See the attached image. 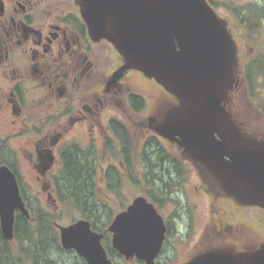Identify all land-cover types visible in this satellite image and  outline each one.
Listing matches in <instances>:
<instances>
[{
    "label": "flooded vegetation",
    "instance_id": "flooded-vegetation-1",
    "mask_svg": "<svg viewBox=\"0 0 264 264\" xmlns=\"http://www.w3.org/2000/svg\"><path fill=\"white\" fill-rule=\"evenodd\" d=\"M112 24L84 0H0V166L15 173L30 213L16 216L35 222L47 212L26 200L29 191L52 211L67 202L100 215L97 196L133 180L141 167L146 198L158 212L175 206L172 215L161 214L167 230L155 264H174L191 253L177 258L172 238L177 233L186 240L194 227L185 200L192 180L203 184L194 191L209 218L195 252L180 264L208 255L252 264L253 255L264 254V184L257 173L264 171V70L256 72L264 54L244 59L228 29L232 57L228 74L209 85L220 98L212 113L205 97L179 95L155 70L128 66L130 57L108 32ZM184 132L216 139L220 160L185 143ZM21 160L31 182L19 169ZM69 164L88 167L91 200L85 204L68 185ZM226 201L235 214L224 210ZM249 208L257 209L255 219H247ZM53 225L59 230L58 222ZM108 229L110 238L101 233L103 246L118 264L125 257L113 248ZM4 240L0 230V245Z\"/></svg>",
    "mask_w": 264,
    "mask_h": 264
},
{
    "label": "water",
    "instance_id": "water-1",
    "mask_svg": "<svg viewBox=\"0 0 264 264\" xmlns=\"http://www.w3.org/2000/svg\"><path fill=\"white\" fill-rule=\"evenodd\" d=\"M84 1L98 6L113 19L107 29L114 42L130 57L128 66L155 70L179 95L190 99L205 97L212 113L220 108V98L209 85L228 74L232 44L225 23L207 0ZM181 137L185 143L220 160L221 147L215 144L216 139L187 132ZM257 173L264 184V171ZM17 212L30 216L15 173L7 165H1L0 230L1 237L7 241L14 239ZM58 228L63 249L74 250L87 264H113L103 246V234L95 231L89 220L81 219L68 226L58 225ZM166 230L164 218L143 196L119 213L108 229L114 249L127 260L136 258L146 264H155ZM252 257V264H264V254ZM194 264L232 263L208 255Z\"/></svg>",
    "mask_w": 264,
    "mask_h": 264
},
{
    "label": "rangeland",
    "instance_id": "rangeland-1",
    "mask_svg": "<svg viewBox=\"0 0 264 264\" xmlns=\"http://www.w3.org/2000/svg\"><path fill=\"white\" fill-rule=\"evenodd\" d=\"M210 5L214 8L217 14L225 20L228 25L229 31L234 35V38L239 45L244 59H247V55L250 54L255 56L259 53L264 54V0H208ZM264 70V64L256 68V72ZM138 75V74H137ZM139 77H142L139 75ZM143 78V77H142ZM142 83L147 84L144 80ZM4 157H0V163L3 162ZM19 169L22 170V174L27 180L31 182L30 174L28 173V166L24 160L20 161ZM140 166V165H139ZM138 167V166H137ZM136 167V168H137ZM137 174L133 180H122L117 189H113L111 185V190L105 192L104 195H98L97 202L100 208V221L105 222L110 219L111 221L115 216L126 209L132 202L139 196L146 197V179L144 175H139L138 172H142V168H137ZM25 173V174H24ZM145 179V181H144ZM190 183L185 200L187 205L193 209L194 227L190 231V236L186 240L182 238L181 234L175 233L172 238V246L174 247L177 258L180 252L190 251V255L195 252V243L198 236L201 235L202 230L205 229V221H208L209 211L203 197L197 195L194 191V186L202 187L203 184L198 183L196 180ZM25 198L28 202L38 201L37 204L42 206L48 214L58 222L59 225L68 226L73 222L81 219H87L86 215L83 213L82 208L73 206L71 203H65L66 206L62 207L58 212L50 210V208L45 206V202L42 199H35L36 196L33 192H27ZM158 195V193H156ZM72 199H69L71 201ZM224 210L228 212L236 213V208L233 207L228 201L224 202ZM195 207V209L193 208ZM175 210L174 205H165L160 209L161 214L164 217L173 214ZM247 214V219H255V211L257 209L249 208ZM192 212V211H191ZM99 213V212H98ZM181 226V222H178V227ZM58 230V229H57ZM54 236V235H53ZM54 238V237H52ZM51 238V239H52ZM60 238V235H59ZM49 239V240H51ZM16 244H12V249L16 251ZM16 248V249H15ZM55 251V249H53ZM53 254V253H52ZM77 254L73 252L67 253H55L53 254V259L64 262L66 264H82L81 260L76 256ZM189 255V256H190ZM186 256L185 259H181L178 262L175 261L174 264H180L189 257ZM182 256L179 255V258ZM115 258V257H114ZM176 258V259H177ZM116 259V258H115ZM31 264V263H27ZM118 264H142L138 260L127 261L124 259H119Z\"/></svg>",
    "mask_w": 264,
    "mask_h": 264
},
{
    "label": "trees",
    "instance_id": "trees-1",
    "mask_svg": "<svg viewBox=\"0 0 264 264\" xmlns=\"http://www.w3.org/2000/svg\"><path fill=\"white\" fill-rule=\"evenodd\" d=\"M68 167L71 172L70 176L68 175V185L71 187L76 201H80L81 204L89 202L91 188L88 167L82 164H69ZM159 177L161 178V176ZM83 213L92 223V228L95 231L106 232V237L110 238L107 229L111 223L112 215L110 219L101 222L99 218L101 215L96 212L83 210ZM31 217L34 218V214H31ZM34 221L30 222L20 214L16 216L14 240L12 242L4 240L0 245V264H66L53 259L52 256L55 253H69L61 246L59 230L53 225L54 219L47 212H42L39 218H35ZM12 244H16V251L11 248ZM115 254L118 255L117 252H114Z\"/></svg>",
    "mask_w": 264,
    "mask_h": 264
}]
</instances>
